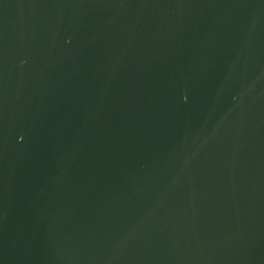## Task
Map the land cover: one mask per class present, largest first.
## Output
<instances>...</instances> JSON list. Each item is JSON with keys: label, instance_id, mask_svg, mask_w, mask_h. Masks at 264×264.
<instances>
[{"label": "water", "instance_id": "water-1", "mask_svg": "<svg viewBox=\"0 0 264 264\" xmlns=\"http://www.w3.org/2000/svg\"><path fill=\"white\" fill-rule=\"evenodd\" d=\"M0 264H264V0H0Z\"/></svg>", "mask_w": 264, "mask_h": 264}]
</instances>
